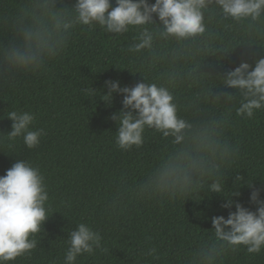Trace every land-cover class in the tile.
Returning <instances> with one entry per match:
<instances>
[{
    "label": "clouds",
    "instance_id": "9594fccd",
    "mask_svg": "<svg viewBox=\"0 0 264 264\" xmlns=\"http://www.w3.org/2000/svg\"><path fill=\"white\" fill-rule=\"evenodd\" d=\"M63 7H58L57 5ZM24 0L12 13L0 16V78L12 79L18 73H38L58 58L79 26L99 27L123 36L135 33L128 51L139 54L149 68L159 71L147 83L121 87L108 81L107 92H91L111 106L116 94L123 95V110L111 117L118 125L115 143L129 151L141 148L145 133L159 134L169 150L131 191L136 199L187 201L202 192L215 193L226 203L228 218L213 217L211 235L191 253L186 264H224V259L241 249L250 255L264 252V199L253 190L251 202L256 211L233 197L238 189H254L249 175L233 171L240 149L226 136L232 112L253 119L264 111V57L253 64L242 61L226 74L201 71L209 57L231 53L240 46L264 49V0ZM154 17L158 18L159 23ZM213 21L234 29L227 46H216L219 34ZM135 75V74H134ZM232 89V93L217 89ZM194 90L181 102V91ZM12 130L0 138L13 144L21 138L24 146H40L44 129L33 130L36 115L9 111ZM234 177L233 188L228 180ZM129 193L120 191L107 210L115 214ZM200 201V200H199ZM50 195L44 175L28 160L15 162L0 176V264H15L37 249V235L50 216ZM103 237L88 223L76 224L68 233L63 264H78L82 256L104 251ZM145 258L159 261L155 247L147 248Z\"/></svg>",
    "mask_w": 264,
    "mask_h": 264
},
{
    "label": "trees",
    "instance_id": "16d2710c",
    "mask_svg": "<svg viewBox=\"0 0 264 264\" xmlns=\"http://www.w3.org/2000/svg\"><path fill=\"white\" fill-rule=\"evenodd\" d=\"M24 0H0V16L12 13ZM155 3V0H149ZM74 6L75 0H66ZM58 7H63L57 5ZM112 0V7H115ZM159 23L158 18L154 17ZM219 38L216 46H227L234 29L227 22L213 21ZM0 29V37L6 35ZM135 33L116 36L99 27H77L63 53L38 73H18L12 79L0 78V132L12 130L9 111H28L36 115L32 126L44 129L39 147L27 149L21 138L13 144L0 138V176L20 159L28 160L44 175L50 195L49 215L44 230L37 235L38 246L31 256L15 264H63L68 233L76 224L88 223L103 237L104 251L82 256L78 264H186L188 257L213 230L212 218H228L222 207L226 201L215 193L202 192L198 201L136 199L131 191L169 150V144L151 130L144 145L123 151L115 143L117 123L113 114L123 110V95L116 94L111 106L93 95L107 92L108 81L121 87L147 83L158 67L149 68L139 54L128 51ZM264 57V49L240 46L231 53L209 57L201 71L226 74L242 61L253 64ZM135 74V75H134ZM194 90L181 91V102ZM232 89H217L232 93ZM227 138L240 149L233 171L255 180L254 189H238L233 199L251 211L253 190L264 199V111L253 119L239 117L233 111L226 130ZM234 177L228 180L232 189ZM120 191L129 193L124 206L115 214L107 206ZM200 200V201H199ZM157 248L161 259L154 261L142 254ZM224 264H264V252L250 255L246 250L232 253Z\"/></svg>",
    "mask_w": 264,
    "mask_h": 264
}]
</instances>
